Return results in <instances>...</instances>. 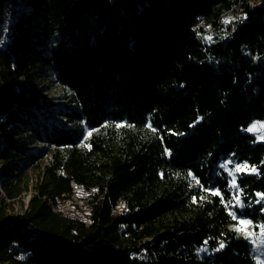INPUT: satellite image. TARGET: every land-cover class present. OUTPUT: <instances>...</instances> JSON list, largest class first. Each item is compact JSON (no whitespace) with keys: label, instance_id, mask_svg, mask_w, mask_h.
Here are the masks:
<instances>
[{"label":"trees","instance_id":"trees-1","mask_svg":"<svg viewBox=\"0 0 264 264\" xmlns=\"http://www.w3.org/2000/svg\"><path fill=\"white\" fill-rule=\"evenodd\" d=\"M15 3L0 0V188L11 202L36 182L19 216L0 199V264H259L230 211L264 225V141L245 131L264 120V0ZM226 12L228 36L201 41ZM46 68L71 93L44 108L62 123L37 112ZM76 188L86 216L57 210Z\"/></svg>","mask_w":264,"mask_h":264},{"label":"rangeland","instance_id":"rangeland-1","mask_svg":"<svg viewBox=\"0 0 264 264\" xmlns=\"http://www.w3.org/2000/svg\"><path fill=\"white\" fill-rule=\"evenodd\" d=\"M15 5L10 6L9 9L14 8L13 10H27L29 12L30 8L33 5V0H15ZM12 10V9H11ZM15 12V11H14ZM6 19V23L0 24V29L2 30L0 39H3V35L5 32V26L7 22L10 21V17ZM234 15L231 12H226L224 14L223 19L220 21V25H214L213 27H210L208 25H202V30L199 28L197 30V35L199 39L205 43H210L213 41L224 39L229 34V28L228 26L234 19ZM4 20V19H3ZM219 22V23H220ZM0 30V31H1ZM3 40H1L2 42ZM55 43V39L49 38L48 44H46V47L51 49ZM40 71V77H37L35 79V89L39 92L38 95V103L39 107L37 108V112L40 113L41 116L45 117V120H48L51 118L53 122L62 123L63 119L58 114H51V115H43L45 109H56L60 107H64L63 109H66L64 106L66 103L67 97H70L71 93L62 87L56 80V77L54 75V72L51 68H46L44 70H38ZM71 98V97H70ZM124 122L121 123H115V126L124 125ZM83 126V138L87 137L91 134L93 130H90L86 126ZM246 132L251 133L254 135L255 139L257 141H264V120H257L250 124L246 129ZM4 138V135L0 136V141ZM37 146H42L40 144H30L28 148L34 149L37 148ZM5 164L3 162H0V180L2 178V170L5 168ZM230 174H232V171H230ZM189 181L192 184H195L197 181L194 178H190ZM29 187L27 192H23L19 197H17L14 201L9 202L8 199L5 198V194L2 192L0 188V199L4 198L6 202L9 203L8 212L10 215L19 216L22 214V212L26 209V205L28 203V200L30 198L31 193L34 191V183L36 182V173H29ZM86 192L82 191L79 188L75 189V193L71 195L70 199L64 200L63 202L59 203L58 208H62L65 213L68 214H76L79 216H86L85 212H87L88 208L83 203V199L86 196ZM84 212V213H83ZM231 215L234 219H236V225L233 226V228L238 232V234L242 237L248 238L249 241L252 244V249L255 257L259 261V264H264V225H260L258 229H254L251 221L246 218H238L235 213L231 210ZM200 252H203L206 255H211V253H214L215 250L210 249H203Z\"/></svg>","mask_w":264,"mask_h":264},{"label":"built area","instance_id":"built-area-1","mask_svg":"<svg viewBox=\"0 0 264 264\" xmlns=\"http://www.w3.org/2000/svg\"><path fill=\"white\" fill-rule=\"evenodd\" d=\"M58 206H59V205H58ZM57 210H58V211H61L62 213H65L64 210H63L62 208H58V207H57Z\"/></svg>","mask_w":264,"mask_h":264},{"label":"bare ground","instance_id":"bare-ground-1","mask_svg":"<svg viewBox=\"0 0 264 264\" xmlns=\"http://www.w3.org/2000/svg\"><path fill=\"white\" fill-rule=\"evenodd\" d=\"M0 146H1V144H0Z\"/></svg>","mask_w":264,"mask_h":264}]
</instances>
